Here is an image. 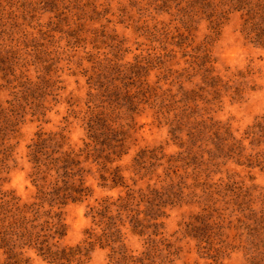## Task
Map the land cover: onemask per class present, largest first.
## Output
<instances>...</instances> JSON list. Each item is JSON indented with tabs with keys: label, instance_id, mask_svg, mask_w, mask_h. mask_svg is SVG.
Returning <instances> with one entry per match:
<instances>
[{
	"label": "rangeland",
	"instance_id": "374dc122",
	"mask_svg": "<svg viewBox=\"0 0 264 264\" xmlns=\"http://www.w3.org/2000/svg\"><path fill=\"white\" fill-rule=\"evenodd\" d=\"M244 13L230 8L228 0H0V42L19 40L15 48L31 54L30 65L25 63L20 72L36 83L33 88L50 93L55 90L53 93L58 94L45 98L44 105L49 110L44 116L29 113L20 125L16 163L2 188L13 191L23 201L32 199L35 187L30 177L28 146L40 130L62 131L72 146H83L89 79L92 72L102 69L99 63L126 65L150 60L151 84L160 80L174 93L181 86L190 95L197 93L192 98L197 100L198 114L230 126L236 139L251 153V138L246 140L245 132L264 115V46L254 41V33L244 31ZM35 46L56 58L58 70L51 71L50 81H42L45 66L36 65ZM217 77L222 86L215 85ZM215 89L218 94L212 92ZM235 90H240L239 95L234 94ZM8 98L10 91L6 89L2 99ZM134 117L131 149L120 163L129 184L137 180L133 187L138 189L146 188L152 176L139 180L130 168L141 148L163 146L169 154L183 149L176 144L180 141L174 140L165 119L158 118L153 108L141 106ZM178 136L188 143L184 131ZM261 150L264 145L255 148V152ZM219 156L206 165L194 161L203 172H187L189 184L198 175L200 183L191 188L202 197H187L168 208L164 232L169 246L161 248L163 256L170 255V262L161 255L155 258L157 264H252L244 249V234L254 223L253 215H264V153L262 162L253 168L238 165L237 157ZM157 173L163 176L162 167ZM88 182L94 190L89 202L71 203L65 208L68 234L64 241L68 245L81 242L85 230L93 225L87 216L88 204L96 205L107 195L117 197L125 192L102 187L94 168ZM211 203L215 209L214 229L191 230L189 223L195 221L194 215L203 213L202 207ZM128 244L138 255L145 250L144 240L138 236L130 235ZM32 255L34 264H53ZM3 260L0 253V264ZM106 263L107 251L96 249L87 264Z\"/></svg>",
	"mask_w": 264,
	"mask_h": 264
},
{
	"label": "trees",
	"instance_id": "16d2710c",
	"mask_svg": "<svg viewBox=\"0 0 264 264\" xmlns=\"http://www.w3.org/2000/svg\"><path fill=\"white\" fill-rule=\"evenodd\" d=\"M228 3L230 8L245 12L244 31L254 33V41L264 46V0H228ZM11 41L0 42V79L3 81L0 82L2 264H34L32 254L53 264H87L96 249L107 251L106 264H157L155 258L160 257L164 249L161 247L169 246L164 232L168 208L181 204L187 197H202L191 188V185L200 183L196 178L198 175L192 177L194 183L187 181L186 174L190 169L191 173L203 172L194 161L206 165L221 154L224 158L237 157L238 165L249 168L262 162L264 150L255 152V148L264 145V115L245 132V139L251 138V153H247L248 146L236 139L230 126L198 114L197 100L192 98L197 93L190 95L182 86L174 93L170 88H164L160 80L151 84L149 76L153 65L150 60L140 59L126 65L107 63L101 66L99 63L102 69L92 72L89 79L83 146H72L62 131L40 130L36 133V138L28 146L32 165L30 177L35 193L31 200L23 201L13 191L2 188L6 175L16 163L20 125L29 113L44 116L49 110L44 105L45 98L57 93L33 88L36 83L20 72L25 63L29 64L31 54L15 48L20 45L19 40L14 43L12 38ZM35 48L38 52L36 65L45 66L42 81H50L51 71L58 70L56 58L47 50L42 53L41 46ZM210 79L214 81V78ZM216 79L215 85L222 86L221 79ZM6 89L11 98L3 100ZM212 92L218 94L217 89ZM239 93L240 90L234 92L235 95ZM146 105L155 110L158 118L165 119L170 134L174 140L180 141L176 144L183 150L169 154L163 146L141 148L133 157L130 168L139 180L148 174L152 176L148 177L146 188L136 189L133 185L137 186V180L134 179L133 185L129 184L120 162L131 149V132L136 125L134 115ZM172 111H175L173 117L170 116ZM183 131L188 143H183L178 136ZM207 142L212 146L208 147ZM194 149L197 154L193 153ZM161 167L163 176L157 173ZM93 168L102 187L121 188L125 192L117 197L107 195L96 205L88 204L87 216L93 225L85 230L81 242L68 245L64 241L68 234L65 208L71 203L89 202L93 197L94 190L88 182ZM202 211L194 215L195 221L189 223L191 230L214 229L212 203L203 206ZM253 221L245 230L247 246L244 249L252 264H264V215H253ZM130 235L143 238L145 250L141 255L129 247ZM169 256L162 255L170 262Z\"/></svg>",
	"mask_w": 264,
	"mask_h": 264
}]
</instances>
